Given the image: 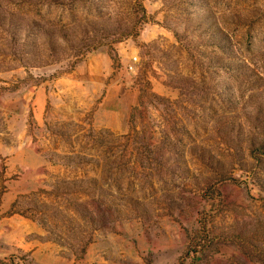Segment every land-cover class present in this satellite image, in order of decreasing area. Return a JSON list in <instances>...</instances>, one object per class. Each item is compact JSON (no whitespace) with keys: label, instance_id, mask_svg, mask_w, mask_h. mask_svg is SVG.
<instances>
[{"label":"rangeland","instance_id":"obj_1","mask_svg":"<svg viewBox=\"0 0 264 264\" xmlns=\"http://www.w3.org/2000/svg\"><path fill=\"white\" fill-rule=\"evenodd\" d=\"M25 129L0 264H264V0H0V149Z\"/></svg>","mask_w":264,"mask_h":264},{"label":"crops","instance_id":"obj_2","mask_svg":"<svg viewBox=\"0 0 264 264\" xmlns=\"http://www.w3.org/2000/svg\"><path fill=\"white\" fill-rule=\"evenodd\" d=\"M18 136L17 142L5 146V153L0 149V154L5 158V176L16 175L11 179L13 186L1 204V212H7L16 197L37 190L43 182L44 157L32 144L27 129Z\"/></svg>","mask_w":264,"mask_h":264},{"label":"trees","instance_id":"obj_3","mask_svg":"<svg viewBox=\"0 0 264 264\" xmlns=\"http://www.w3.org/2000/svg\"><path fill=\"white\" fill-rule=\"evenodd\" d=\"M134 6H135V11H137V12H142V18L144 19V18H147L146 16H147V11H146V8H145V6H144V4H143V2L142 1H139V2H137V3H135L134 4ZM85 51H86V49L84 50V51H80V54L78 55V56H80L79 57V60L78 61H76V64L80 61V59L83 57V55H84V53H85ZM82 56V57H81ZM76 64H74L73 66H72V69L74 68V66L76 65ZM95 179V178H94ZM95 180H97V179H95ZM102 203L103 202H99V207L98 208H100V209H102ZM13 207H14V205H13ZM99 212H100V218L101 217H103L104 215H105V212L104 211H100L99 210ZM11 213L12 214H14V213H19V211H16V210H14V209H12L11 210ZM95 217V216H94Z\"/></svg>","mask_w":264,"mask_h":264},{"label":"built area","instance_id":"obj_4","mask_svg":"<svg viewBox=\"0 0 264 264\" xmlns=\"http://www.w3.org/2000/svg\"><path fill=\"white\" fill-rule=\"evenodd\" d=\"M137 67V57H133V59L128 63L127 69L129 71H135Z\"/></svg>","mask_w":264,"mask_h":264}]
</instances>
